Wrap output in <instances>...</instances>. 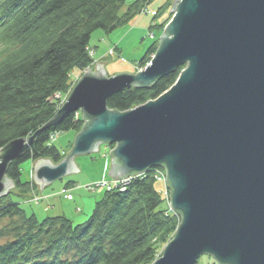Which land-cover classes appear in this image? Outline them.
Masks as SVG:
<instances>
[{
    "label": "water",
    "instance_id": "95a60500",
    "mask_svg": "<svg viewBox=\"0 0 264 264\" xmlns=\"http://www.w3.org/2000/svg\"><path fill=\"white\" fill-rule=\"evenodd\" d=\"M171 10L148 65L111 76L101 63L84 71L49 120L0 148V196L14 186L5 175L10 161L81 110L85 123L65 158L34 161L40 190L79 171L75 156L112 144L113 179L166 169L170 208L181 221L153 264H195L202 254L220 264H264V0H174ZM178 67L155 99L123 112L107 107L112 94Z\"/></svg>",
    "mask_w": 264,
    "mask_h": 264
},
{
    "label": "trees",
    "instance_id": "16d2710c",
    "mask_svg": "<svg viewBox=\"0 0 264 264\" xmlns=\"http://www.w3.org/2000/svg\"><path fill=\"white\" fill-rule=\"evenodd\" d=\"M151 1L0 0V148L29 137L55 114V94L70 91L74 69L81 75L94 62L88 53L93 32H112ZM169 1L157 9L152 26L166 22L157 20ZM157 41L137 62L151 61ZM181 69L149 86L134 84L112 94L107 107L123 112L155 99L175 82ZM74 116L66 114L41 131L8 164L5 175L17 191L0 197V264H152L159 246L173 238L180 222L178 212L161 208L165 199L155 189L153 168L134 177L123 191L104 190L91 213L78 223L61 214L38 219L12 201L13 194L31 190L30 182L20 178L22 162L46 158L57 163L66 155L49 142V136L78 131L85 119Z\"/></svg>",
    "mask_w": 264,
    "mask_h": 264
},
{
    "label": "rangeland",
    "instance_id": "374dc122",
    "mask_svg": "<svg viewBox=\"0 0 264 264\" xmlns=\"http://www.w3.org/2000/svg\"><path fill=\"white\" fill-rule=\"evenodd\" d=\"M131 1L133 0H127L126 4H129ZM173 1L174 0L169 1L167 10L157 20V22L164 23L167 19L166 22L163 25L160 24L161 26L159 27L152 26L153 23H151V18L155 15L159 7L164 6L166 0H152L146 5V8H142L140 14L129 19L125 24L118 26L112 32L104 33L100 30L93 32L88 49L90 54H94V51L97 48L96 46L102 45L103 42H105V46L110 48L111 51H114V53L106 57L99 56V59L94 61L89 68L95 71L96 65L101 63L103 64L102 66L104 67L107 76L122 72L136 73L143 69L146 65H142L137 61L144 55L146 52L145 50H147L154 41L158 40L157 42L159 44V38L163 34L164 28L174 12V10L170 11ZM149 62L146 64L148 65ZM87 68L84 71L88 70ZM81 75L78 70L75 69L71 73V89ZM69 92L70 91L65 93L58 92L55 94V99L53 100L56 102L57 108L63 104ZM74 113V119H83L81 110ZM79 130L75 131L74 129H70L68 131L57 133V136L52 140V143L60 150L65 151L67 155L74 144L75 135ZM113 147L114 145L112 144L101 143L97 151L75 156L73 161L79 171L71 172L49 184H45L42 186L41 190L39 185L33 180V163L35 160H26L22 162L20 167V178L23 182H30L31 190L23 195L13 194L11 196L12 201L20 202L21 207L27 214L34 213L38 219L61 214L71 219L74 223L85 220L91 213L95 200L104 191L102 189L94 190V188L91 190L88 186L90 184L99 183L103 180L112 182V177L108 174V171L110 170L111 164L110 158H112L110 151ZM65 156L63 158H65ZM52 163L56 164L54 162ZM158 168L163 167L159 166ZM33 185H36V187ZM162 185L163 184L160 181L156 180L155 189L159 191L162 199H165L161 204V208L167 209L168 212L174 211L170 208V198H167L163 193ZM14 186L11 187L6 194L1 196L7 195L10 191L16 193L17 190ZM169 195L170 192L168 196ZM4 222L6 221H2V223ZM165 246V244L159 246L158 254L156 256L157 258L162 256ZM195 264L220 263H218L213 256L202 254L197 258Z\"/></svg>",
    "mask_w": 264,
    "mask_h": 264
},
{
    "label": "built area",
    "instance_id": "2783aa9c",
    "mask_svg": "<svg viewBox=\"0 0 264 264\" xmlns=\"http://www.w3.org/2000/svg\"><path fill=\"white\" fill-rule=\"evenodd\" d=\"M89 55L90 56H93V53L90 54V52L88 51ZM57 136V133H53L49 136V140H54L55 137ZM145 174V171L144 172H141V173H135L133 175H129V176H126V177H123V178H120V179H112V182L111 181H101L99 183H94V184H90L88 186L89 189L92 190V188H94V190L96 189H102V190H106V191H111V190H114V189H118L120 191H123L126 189L127 185L130 184V182L132 181V179L135 177H143ZM165 174H166V169L163 167V168H158V167H155L153 168V177L156 180L160 181L163 185V193L165 194V196L168 198V194H169V187H167V182H166V178H165ZM170 204V202H169Z\"/></svg>",
    "mask_w": 264,
    "mask_h": 264
},
{
    "label": "bare ground",
    "instance_id": "6f19581e",
    "mask_svg": "<svg viewBox=\"0 0 264 264\" xmlns=\"http://www.w3.org/2000/svg\"><path fill=\"white\" fill-rule=\"evenodd\" d=\"M100 43H102V42H100ZM105 45H106V43L103 42L102 45L96 46L97 48H96V50L94 51V54H93L94 61L99 59V56H105L106 57V56H109L110 54L114 53V51H111V49L107 48Z\"/></svg>",
    "mask_w": 264,
    "mask_h": 264
}]
</instances>
